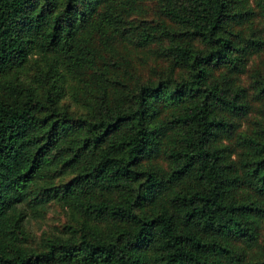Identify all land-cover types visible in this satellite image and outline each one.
<instances>
[{
	"label": "trees",
	"instance_id": "trees-1",
	"mask_svg": "<svg viewBox=\"0 0 264 264\" xmlns=\"http://www.w3.org/2000/svg\"><path fill=\"white\" fill-rule=\"evenodd\" d=\"M258 16L264 0H0V264H249L264 229V80L261 115L240 129L252 108L227 75L264 49ZM152 44L171 71L116 97L131 50ZM160 153L165 170L141 165ZM49 202L115 224L31 247L29 218Z\"/></svg>",
	"mask_w": 264,
	"mask_h": 264
},
{
	"label": "rangeland",
	"instance_id": "rangeland-1",
	"mask_svg": "<svg viewBox=\"0 0 264 264\" xmlns=\"http://www.w3.org/2000/svg\"><path fill=\"white\" fill-rule=\"evenodd\" d=\"M240 1H246V4L252 3V0ZM252 21L253 22L250 27H253L258 34V30L264 28V18L258 16L253 18ZM247 32L250 33V29H248ZM261 36L264 38V30L261 32ZM187 40H190L193 44L200 46L197 40ZM163 44L164 43L161 42L160 45ZM154 50H159V46L152 44L146 48L131 50L128 55V65L132 72L125 70L121 72L123 74L121 77H123L125 85L128 86H117V88L113 90L116 97L127 93L128 88L133 86L139 79L144 81H154L159 76L166 75L167 72L171 71L172 64L165 58L158 56ZM115 59L120 60V57L118 56ZM222 73H226L225 68H219L215 72L213 71V76L214 74L218 75ZM229 75L234 77V81L232 82L234 85L243 86L246 89V100L250 102L252 109L249 115L241 119L240 129H247L250 125H252L251 121L259 118L261 115L260 112H258L259 109H261V102L254 101L253 97L256 92L254 89L256 81L260 79L264 80V49L250 57L245 73L241 75L228 74L227 76L230 77ZM111 79L116 81V78H114L113 75ZM72 99L73 98L70 100ZM70 100L67 103L70 105L69 112L71 113V116L79 118L86 114L87 110L82 105L81 100L76 103ZM161 108L162 111L160 113V118L163 119L166 115H168L171 109L166 108L165 106H161ZM86 128V126H83L80 133L82 131L85 132ZM174 135L175 132H172L169 134V137H174ZM167 140V137H165L163 139V143ZM221 145L227 149L224 159L225 165H234L230 171H236L238 166V149L233 146L231 140H224ZM141 165L165 170L167 168V160L164 155L160 153L157 156L144 159V161L141 162ZM235 193L240 197H246L248 195L252 197L251 190L247 187H239L235 189ZM110 194L112 199L117 200L124 196L126 191H113ZM166 196L167 193L152 203L146 202L143 208H141V211L147 213L150 212L153 206L155 207L165 203L167 198ZM114 224L115 222L113 221H94L87 218L82 211H72L66 207H61L55 202H49L46 209L41 211L35 217L29 218L27 224L29 236L27 241L29 246L42 249L47 247L50 243H54L56 241H74L82 232H86L89 235L105 236L109 234V231ZM233 245H236L234 254L242 256L244 254L243 249L245 248L243 244L238 241V243H234ZM245 253H247V259H245L246 263H254L255 261L261 259L264 255V229L259 235L258 241L249 249V251L246 250Z\"/></svg>",
	"mask_w": 264,
	"mask_h": 264
}]
</instances>
